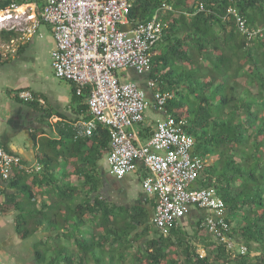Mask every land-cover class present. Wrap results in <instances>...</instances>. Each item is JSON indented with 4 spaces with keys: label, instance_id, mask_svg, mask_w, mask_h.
<instances>
[{
    "label": "trees",
    "instance_id": "16d2710c",
    "mask_svg": "<svg viewBox=\"0 0 264 264\" xmlns=\"http://www.w3.org/2000/svg\"><path fill=\"white\" fill-rule=\"evenodd\" d=\"M155 14L166 26L149 49L151 70L147 77L172 94L164 109L176 120L186 121L184 128L195 140L193 153L213 158L205 163L197 185L216 189L227 210L225 219L230 228L226 233L237 244L246 245L247 251H227L223 243L199 227V221L194 236L205 249L202 257L192 244L193 238L179 225L162 236L147 222L143 209L135 214L136 207H131L121 213L122 222L112 220L116 207L91 198L99 191L100 160L108 152L109 131L101 124L91 137L74 142L78 149L86 146L83 167L77 170L81 186L71 182L59 185L53 174L58 152L40 156L42 165L31 173V183L18 187L31 202L13 203L19 211L17 231L24 237L31 222L55 229L60 220L64 227L69 222L78 227L85 223L84 213L91 215L94 227L101 229L87 230V238L66 232L75 238L76 249L67 255L66 247L57 243L58 263L51 260L48 264H264V0H133L128 21L135 25ZM236 15L243 17L248 32L239 29ZM87 94L84 89L80 96ZM145 131H138L142 141L150 135ZM24 173L19 170L9 183L17 187ZM34 186L44 188V200L36 195ZM80 191L87 196L86 201L70 206L68 202ZM37 201L39 208L35 207ZM137 227L141 230L134 233ZM60 234L63 232L56 234V239ZM142 237L136 254L127 259L131 243Z\"/></svg>",
    "mask_w": 264,
    "mask_h": 264
},
{
    "label": "built area",
    "instance_id": "2783aa9c",
    "mask_svg": "<svg viewBox=\"0 0 264 264\" xmlns=\"http://www.w3.org/2000/svg\"><path fill=\"white\" fill-rule=\"evenodd\" d=\"M41 1L13 0L0 5V55L17 53L40 25H49L54 40L50 63L55 76L72 82L77 94L88 90L91 117L75 122L74 136L91 137L98 124L108 128L107 171L115 178L142 164L146 174L141 187L154 199L151 223L159 234L168 235L193 207L207 210L210 214L199 227L223 243L227 251L243 254L247 247L236 246L226 233L230 226L225 219V202L213 186L197 185L200 172L211 159L193 153L195 140L184 128L186 121L176 120L164 109L172 94L159 89L152 78L146 81L148 94L120 73L130 69L142 75L151 70L149 49L165 22L155 14L148 21L130 25L128 13L133 0ZM235 22L243 33L248 32L243 17L236 15ZM251 37L249 33L248 39ZM18 96L24 102L34 97L29 90H20ZM149 107L161 109L164 117L142 141L138 127L143 126ZM16 168L32 173L40 170L41 164L26 166L18 154L0 144V176L9 180ZM198 253L205 255L203 249Z\"/></svg>",
    "mask_w": 264,
    "mask_h": 264
},
{
    "label": "crops",
    "instance_id": "0c3cea01",
    "mask_svg": "<svg viewBox=\"0 0 264 264\" xmlns=\"http://www.w3.org/2000/svg\"><path fill=\"white\" fill-rule=\"evenodd\" d=\"M10 1L13 0H0V5H5ZM36 37L43 39L52 37L50 26L47 24L40 25L37 35L35 34L29 41L21 45L17 53L7 56L0 55V144L6 151L18 154L22 163L30 167L36 163L41 164L40 156L43 157L46 154V156H53L58 152L57 159H54L53 174L58 178L59 185L71 182L81 186L82 178L77 175V170L79 167L80 170L83 167L82 157L86 154V146L77 148V144L74 142L79 137L74 136L73 126L75 122L86 120L88 119L87 116L90 115L88 107L87 109L85 107L87 105L86 97H82L73 91L74 84L72 82L59 79L56 76L58 81L56 84L52 82L51 86L48 85L49 90L46 94H40L31 87L32 83L27 80L30 69L22 68L21 65L31 67L33 61L32 43ZM49 45L48 52L50 53L54 46L53 38ZM124 78L136 81L150 94L146 85L147 73L139 75L129 69ZM20 90L31 91L34 96L33 101L24 102L21 100L17 93ZM146 111L144 124L138 127V131L145 128V132L151 133L156 121L164 117V112L154 107H149ZM51 140H56L58 143H51ZM76 149H78V153L71 157L70 155ZM100 163L102 168L99 191L95 192L91 198L105 200L109 205L116 207L111 219L118 222H122L121 213L130 210L131 207H136L135 214L143 209L148 216L147 222L153 230H156L151 223L154 199L145 194L141 187V180L146 174L142 164L139 162L136 170L121 178H115L106 169V156L102 157ZM18 171L19 169L14 170L11 177L15 176ZM31 181V173L26 172L18 183L20 185L14 187L9 183V180H4L0 176V264H48L51 260L58 263L56 256H59V249L57 243L66 247L64 253L67 255L70 254L71 250L76 249L75 238L73 235L68 236V232H72V234L74 232V235L80 238H87L88 235L85 234L87 230L93 229L98 232L101 229L99 226L94 227L95 224L90 218V214L84 213L85 223L78 227L71 222L67 223L68 227H64L61 220L55 229H51L49 226H37L31 222L28 226L30 228L29 234L24 237L21 236L16 227L19 211L13 207V203L17 200L24 204L31 202L27 194L18 190V187L30 184ZM43 189L40 186H34L36 195L44 200L47 195L44 191L42 192ZM83 194L81 191L75 194L68 204L75 206L84 203L87 196ZM95 204L97 208V203ZM35 207H40V201L36 202ZM208 213L210 214L207 210L193 207L180 220L179 227L185 230L187 235H190L188 230L193 227L196 228L198 221L200 225ZM98 215L99 213L96 212V217ZM140 230L141 227H137L134 233ZM59 232H63V234H60V238L56 239L58 236L56 234ZM132 236L133 234L130 238ZM191 237L196 239L194 234ZM143 238L131 243L127 259L131 258L132 253L136 254L137 248L143 243ZM196 243V246L193 245L195 248L198 245L200 246L197 249L203 247L202 243ZM41 246L47 250L48 256L43 255Z\"/></svg>",
    "mask_w": 264,
    "mask_h": 264
},
{
    "label": "rangeland",
    "instance_id": "374dc122",
    "mask_svg": "<svg viewBox=\"0 0 264 264\" xmlns=\"http://www.w3.org/2000/svg\"><path fill=\"white\" fill-rule=\"evenodd\" d=\"M45 29V27H43ZM42 28V29H43ZM38 33V32H37ZM36 33V35H37ZM53 37H48L47 39H43L41 37H36L34 39V42L32 43V49H33V61L31 64V67H28L26 65H21L22 68H29L30 69V74L27 75V80L32 83L31 87L36 90L40 94H46L48 93L49 86L52 82L53 84H56L58 79L55 77L52 69H51V63H50V53L48 52L50 49V43L51 39ZM120 73L125 74L128 73V70H120ZM242 77L241 79H243ZM51 86V85H50ZM51 88V87H50ZM31 92V91H30ZM18 93V92H17ZM147 114V111H146ZM107 169V167H106ZM195 228H190L188 230L189 236L194 234ZM193 245H195V242L201 243L198 241V239L193 238ZM196 243V244H197ZM200 245L197 246V248ZM47 250L42 248L41 246V252L43 253L44 256H48L46 253Z\"/></svg>",
    "mask_w": 264,
    "mask_h": 264
},
{
    "label": "clouds",
    "instance_id": "9594fccd",
    "mask_svg": "<svg viewBox=\"0 0 264 264\" xmlns=\"http://www.w3.org/2000/svg\"><path fill=\"white\" fill-rule=\"evenodd\" d=\"M133 81H134V80H133ZM211 162H213V158H211V160H209L208 163H211ZM237 245H239V244L236 243V246H237ZM242 245H244V244L242 243ZM245 246H246V245H245ZM201 249H203V250L205 251V249L202 247V248H200V249H197V248H196V252H198V251L201 250ZM246 251H247V250H246ZM246 251H245V252H246ZM245 252H244V253H245Z\"/></svg>",
    "mask_w": 264,
    "mask_h": 264
}]
</instances>
